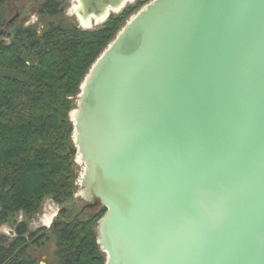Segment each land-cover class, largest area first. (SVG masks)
<instances>
[{
  "label": "water",
  "instance_id": "water-1",
  "mask_svg": "<svg viewBox=\"0 0 264 264\" xmlns=\"http://www.w3.org/2000/svg\"><path fill=\"white\" fill-rule=\"evenodd\" d=\"M134 1L72 12L90 28ZM69 118L105 264H264V0H152Z\"/></svg>",
  "mask_w": 264,
  "mask_h": 264
},
{
  "label": "trees",
  "instance_id": "trees-1",
  "mask_svg": "<svg viewBox=\"0 0 264 264\" xmlns=\"http://www.w3.org/2000/svg\"><path fill=\"white\" fill-rule=\"evenodd\" d=\"M148 1L136 0L84 31L60 21L63 0H42L36 15L43 29L19 26L10 33L7 3L24 8L28 0H0V226L15 230L11 239L0 234V264H37L28 245L42 248L47 235L55 241L51 264L106 263L96 243L103 208L97 214L79 211L74 219L63 209L50 229L35 233L13 219L22 213L30 220L48 198L59 206L72 200L78 176L69 114L91 66Z\"/></svg>",
  "mask_w": 264,
  "mask_h": 264
},
{
  "label": "rangeland",
  "instance_id": "rangeland-1",
  "mask_svg": "<svg viewBox=\"0 0 264 264\" xmlns=\"http://www.w3.org/2000/svg\"><path fill=\"white\" fill-rule=\"evenodd\" d=\"M41 1L42 0H28V2L26 3L24 8L19 6V4H17V3L8 2L7 3L8 13L6 15V17H7L6 21L14 19L15 16H17V18H15V20L13 21L11 26L5 32L11 33L13 28H16L19 26H22V27L35 26L37 28V31L40 32L43 29L44 24L41 23L40 19L36 15V13H37L38 4ZM135 1L132 4H128L127 7L130 5H133L135 3ZM151 1L152 0H149L146 4H148ZM63 2L65 3L66 9H65L60 21H64V20L65 21H72L73 23H75L77 25V27L79 29L84 30V31L86 29L87 30H95L101 26V24H99V25L97 24V25H92L90 28L80 27L78 22L76 21V18L74 16L73 12H72V8L75 4V3L73 4V0H63ZM136 13H134L132 16H134ZM2 29L3 28H0V31ZM2 40L8 42L9 38L4 36V37H2ZM74 108H75V106H74ZM69 120H70V118H69ZM72 142H73V138H72ZM73 147H74V144H73ZM74 163H75L78 179H77V182L75 185V193L73 194V198L69 203L65 204L64 206H59V205L55 204L51 199H49V198L45 199L42 202V206H41L40 211L35 216H33L30 220H27L22 213H18L14 217L13 223L19 224V223L24 222V223H26L28 232L35 233L41 229H47V230L50 229L52 227V224L56 221L61 210H63V209L68 212L67 217H70L72 219H74L78 215L79 211L82 212L84 215L97 214L101 209H97V210L86 209L85 208V205H86L85 202L80 197L77 196V192L79 189L78 182H79L80 176L82 174V169H83V167L77 161V153H76L75 158H74ZM48 216L50 217V220L48 221V223H43V219L45 217H48ZM50 222H51V226L46 228V226H48V224ZM0 234L11 239L15 236V230H14L13 226H11V224L10 225L4 224V225L0 226ZM47 239H48V241H46L47 243L42 248H36L34 246L28 245L29 246L28 255H30L32 258H34L37 261V264H51L54 262L53 254H54V250H55V241L53 240V238L50 235H47ZM105 259H106V255H105Z\"/></svg>",
  "mask_w": 264,
  "mask_h": 264
},
{
  "label": "bare ground",
  "instance_id": "bare-ground-1",
  "mask_svg": "<svg viewBox=\"0 0 264 264\" xmlns=\"http://www.w3.org/2000/svg\"><path fill=\"white\" fill-rule=\"evenodd\" d=\"M75 3V0H73V4ZM83 27H87V26H83ZM50 220V217L48 216V217H45L44 219H43V223H48V221Z\"/></svg>",
  "mask_w": 264,
  "mask_h": 264
}]
</instances>
